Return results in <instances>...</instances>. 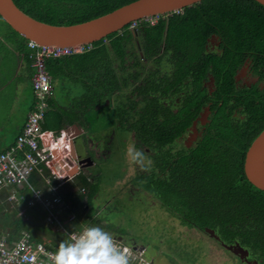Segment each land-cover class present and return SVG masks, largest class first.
I'll return each mask as SVG.
<instances>
[{
	"label": "flooded vegetation",
	"instance_id": "1",
	"mask_svg": "<svg viewBox=\"0 0 264 264\" xmlns=\"http://www.w3.org/2000/svg\"><path fill=\"white\" fill-rule=\"evenodd\" d=\"M158 19L149 23L153 25ZM143 35L142 31H134L132 47L121 49L130 51L124 56L130 62L123 63L119 56L115 63L116 75L119 83L127 88L122 86L117 97L109 98L117 100L116 122L133 135L131 147L141 150L146 158V170L131 165L132 179L139 178L138 182L147 190L151 203L158 206L157 199L147 186L149 182L153 184L151 179L174 181L185 166L197 168L212 167L217 163L233 164L234 157L238 163L242 158L244 163L245 151L251 143H248L250 135L264 125V36L184 34L167 43L166 34H163L157 46H148ZM6 36L11 34L0 33L1 55L4 58L7 53L12 54L8 48L13 47L18 52V58L24 62L26 74H30L23 54L17 49L20 40L13 36L14 39L9 41ZM23 76L22 73L14 76V83H19ZM126 78L128 81L123 83ZM6 81L8 79L2 78L1 83ZM142 87H146V100L139 95ZM132 91L129 102L127 96ZM103 98V103L97 107L88 106L82 113V133L87 135L93 155L98 156L109 151L112 140L106 128L105 114L109 111V103L106 97ZM143 133L150 141L147 146L139 147L135 135ZM86 156L94 164L92 156ZM196 172L191 169L190 175L194 176ZM141 175H146V178L142 179ZM87 178L89 182L97 183L96 177ZM110 200L95 196L89 204V198L85 196V200L80 201L77 214L84 217L91 210L93 226L103 228L107 222L113 224L110 218L115 210L108 205ZM84 208L85 212L81 215ZM168 216L176 228L189 226L218 242L235 263L264 264V227L259 232L262 238L244 241L232 237L231 233L225 238V233L220 232L222 224L200 228L183 223L176 215ZM244 225L249 227L247 231L256 228L252 219ZM238 226L228 223L227 227L231 231ZM114 233L118 236L113 233L112 236L117 239L123 236L119 232ZM255 244L259 246L257 251L252 248ZM142 247L145 250L146 247Z\"/></svg>",
	"mask_w": 264,
	"mask_h": 264
},
{
	"label": "trees",
	"instance_id": "2",
	"mask_svg": "<svg viewBox=\"0 0 264 264\" xmlns=\"http://www.w3.org/2000/svg\"><path fill=\"white\" fill-rule=\"evenodd\" d=\"M13 1L21 10L38 20L66 25L94 18L132 0ZM158 18L157 23L153 25L141 19L133 29H129L128 25L124 26L92 42L91 48L83 53L48 59L46 68L54 89L56 87L64 89L65 83L68 82L79 86L81 92L78 99L73 100L74 110L65 105L60 106L53 95L49 100L50 108L45 115L43 128L50 129L46 126L49 116H55V125L50 126V130L57 133L61 132L63 124L71 125L78 122L83 125L82 113L88 106L97 107L103 103L101 97H117L122 86L127 88L125 84L119 83L115 63L118 62L119 56L122 57L123 63L130 62L128 58H124L130 54V51L121 49L132 47L134 31L139 30L145 33L143 38L148 46H157L163 34H166L167 43L173 41L174 38H181L184 34L219 33L264 36V6L255 0H201L169 15H159ZM3 32L11 34L10 37L6 36L9 41L14 39L13 36L20 40L17 49L26 61V68L30 72V74L27 72L26 78H29L32 70L29 67L27 39L13 30L0 16V33L3 34ZM126 81L128 78L123 83ZM132 93L133 91L127 96L129 102ZM139 95L146 100V87L140 89ZM263 128L264 125L257 128L250 135L248 143ZM135 136L139 147L147 146L150 141L147 134ZM234 159L233 164L217 163L216 166L197 168L185 166L174 181H164L161 178L151 179L153 184L149 182L147 186L157 199L158 205L168 215L180 217L183 223L195 224L200 228L222 224L220 232L225 233V238L231 233L232 237L244 241L245 239L257 241L263 237L259 232L264 227V191L258 189L245 177L242 158H240V163L235 157ZM191 169L197 171L194 176L190 175ZM141 178L145 179L146 175H141ZM91 187L92 189L97 188V183H92ZM88 194L90 195V189ZM78 197L82 200L84 195L81 194ZM0 206V233H4L9 242H12L24 229L30 231L33 237L39 240H43L39 232H45L44 234H47L48 239L51 240L48 244L56 251L61 241H69L62 231H56L57 240L54 241L49 234L52 233L51 227L42 222V216L39 214L33 213L31 217H22L19 215V210L24 207L19 206V209L18 206L12 205V208L8 210L9 204L6 201ZM3 210L7 212L2 215ZM90 217L88 215L80 217L82 223L78 227L81 228L85 224L83 219ZM250 219L256 228L247 231L249 227L244 224ZM89 222L86 223L87 226H93L92 220L89 219ZM228 223L239 226L229 231ZM252 248L257 251L259 246L255 244Z\"/></svg>",
	"mask_w": 264,
	"mask_h": 264
},
{
	"label": "rangeland",
	"instance_id": "3",
	"mask_svg": "<svg viewBox=\"0 0 264 264\" xmlns=\"http://www.w3.org/2000/svg\"><path fill=\"white\" fill-rule=\"evenodd\" d=\"M25 79L20 80L23 85L20 83L19 88H16L13 82H9L5 87L8 98H6L5 103L2 105L0 117L3 122L6 121V125L8 123L10 135L15 132L11 128L23 120L28 109V103L31 97H33L30 81L29 79ZM11 80L13 81L12 78ZM53 92L56 101H60L68 108L70 107L74 110L73 104L75 103L73 100L78 99L77 97L81 89L79 86L66 82L64 89L56 87ZM100 99L104 100L103 97ZM70 102L72 104H69ZM106 102L109 103V111L105 114L107 119L106 128L109 129V134L112 138L109 151L105 155H93L90 150V144L87 141V135L82 133L75 136L73 138V145L77 157L79 149L83 147L85 150L84 155L90 154L94 160V164L86 169H81L79 175L59 185V187L62 186L61 189H65L72 194V203L76 208L78 209L81 205V199L73 193L79 191L81 185L86 188L84 196L86 195L89 198V204L95 196L102 197L105 201L110 200L112 197L108 205L115 210L112 218H110V222L113 224L107 222V224L103 225V229L111 235L112 233L117 235L114 232L121 233L123 236L122 238L118 237L120 240L113 236L120 241L117 243L121 247L124 244L139 249L145 246L144 254L151 264H240L235 263L232 257L222 250L221 245L210 237L189 228V226H178L176 228L174 226L175 223L172 222L173 220L164 213L165 211L160 205L156 206L151 203L149 195L146 194L147 190L141 187V184L138 182L139 178L132 179L133 172L129 169L133 163L127 156V150L131 147L133 135L128 129H123L122 125H119L115 120V118H118L115 111L117 100L111 101L110 98H107ZM54 118L55 116H49L46 120L48 121L46 122V126L50 129V126L55 125ZM53 119L54 123L52 124ZM51 131L54 132V130ZM54 140L55 144H57L55 146L56 149L64 146L61 135H56ZM45 149L48 150L49 147L46 146ZM90 176L97 178V188H90L92 183L86 181L87 177ZM89 188L90 195L88 194ZM0 192L7 195L6 191ZM95 193L98 194L94 195ZM91 196L94 197L92 198ZM6 198L4 196V199ZM4 199H2V202H4ZM6 201L8 200L6 199ZM11 206L12 204L9 203L7 209L9 210ZM2 212L4 214L7 211L3 210ZM91 212V210H88V217L91 216ZM28 213L29 211L25 208L19 210V215L22 217L28 216ZM89 219H83L85 224L81 227H90L86 224L90 223ZM51 230L52 233H49L50 237L54 238L53 240L55 241L57 240L55 237L56 231ZM44 233L39 232L44 242H50L51 240L48 239V235ZM128 250H131V248L128 247Z\"/></svg>",
	"mask_w": 264,
	"mask_h": 264
},
{
	"label": "built area",
	"instance_id": "4",
	"mask_svg": "<svg viewBox=\"0 0 264 264\" xmlns=\"http://www.w3.org/2000/svg\"><path fill=\"white\" fill-rule=\"evenodd\" d=\"M157 18L158 15H155L143 20L154 23ZM138 21L139 19L129 22L128 28H135ZM27 48L32 69V105L20 132L0 152V191L7 192L6 197L13 205L27 207L29 217L33 213L39 214L44 224L55 231L64 232L70 239V236L79 235L87 227L70 228L76 220V214L68 212L69 205L62 200L58 188L60 184L78 175L81 167L71 155L70 133H60L64 146L56 149V135L42 125L50 108L49 100L54 95L46 61L83 53L91 48V43L60 46L42 45L27 40ZM46 146L49 147L48 150L45 149ZM74 168L77 173L71 175L69 172ZM79 193H86V188L80 187ZM64 213L66 214L63 216ZM4 235L0 233V264H51L50 256L56 250L48 242L34 238L25 229L12 242ZM113 239L116 243L120 242L114 237ZM128 247L126 244L120 246L128 253L129 264H151L143 248L129 247L131 250H128Z\"/></svg>",
	"mask_w": 264,
	"mask_h": 264
},
{
	"label": "water",
	"instance_id": "5",
	"mask_svg": "<svg viewBox=\"0 0 264 264\" xmlns=\"http://www.w3.org/2000/svg\"><path fill=\"white\" fill-rule=\"evenodd\" d=\"M201 0H132L109 12L72 24H51L38 20L21 10L13 0H0V16L13 30L27 40L42 45L71 46L98 41L116 32L133 20H140L155 15H169ZM264 6V0H255ZM71 132V155L82 168L93 164L89 156L78 151L73 145V138L82 134L83 125L73 123L65 128ZM80 150V149H79ZM68 162L70 160H67ZM243 170L246 178L258 189L264 191V128L253 138L245 151ZM75 175L74 168L69 172ZM85 212L83 209L81 215Z\"/></svg>",
	"mask_w": 264,
	"mask_h": 264
},
{
	"label": "clouds",
	"instance_id": "6",
	"mask_svg": "<svg viewBox=\"0 0 264 264\" xmlns=\"http://www.w3.org/2000/svg\"><path fill=\"white\" fill-rule=\"evenodd\" d=\"M127 156L141 170L147 169L141 150L129 147ZM50 261L51 264H129V255L109 232L99 226H91L79 235L70 236L69 241H61L57 251L50 256Z\"/></svg>",
	"mask_w": 264,
	"mask_h": 264
},
{
	"label": "crops",
	"instance_id": "7",
	"mask_svg": "<svg viewBox=\"0 0 264 264\" xmlns=\"http://www.w3.org/2000/svg\"><path fill=\"white\" fill-rule=\"evenodd\" d=\"M8 49L12 51V54L13 55L7 53L6 57L3 58V56L0 53V113H2V110H1L2 109V105L5 103L6 98H8V93H7V91H5V86L7 84H9V82H13L14 83V81H12L11 78L13 79L14 76L17 77L18 74H20V73H22V76L24 75L23 76L24 79L26 77L25 76L26 70H25L24 62L21 59L18 58L19 57L18 56V52L15 51V49L13 47H9ZM2 78L8 79V81H6L5 83H1ZM29 81H30V79H29ZM20 83L23 85L22 82H19V83L16 82L15 83L16 88H19ZM30 84H31V82H30ZM2 87H4V89H2ZM58 102H59L60 106H63L64 105L62 102H60V101H58ZM31 105H32V97H31V99H30V101L28 103V109H27V112L25 113V115L23 117V120L18 125H14L11 128V130H15V132L12 135H10L8 123L6 125L5 124L6 121L3 122L2 118L0 117V152L3 151V150H5L12 143V141L15 138V136L20 132V129H21V127H22V125H23V123H24V121L26 119V115H27L28 111L31 109ZM68 126H70V125L69 124H63L62 125L63 129L61 130V132H65L67 134L68 133H72V131L71 132H66L65 131V128L68 127ZM49 131L53 135H60V133H61V132L60 133H54L51 130H49ZM82 149H83V147H81L79 151L82 152L83 151ZM87 181H88V178H87ZM61 187L58 188V192L61 195L62 200L64 201V203H66V204L69 205L68 212L69 213L76 214V219L78 220L77 222L74 221L76 223L72 222V224L70 225L71 226L70 228H72L74 226H77L78 227L80 225V222H81V218L78 217L79 215L77 214V213H79L80 206L77 209L76 206L72 203V201H73L72 194H70V192H67L65 189H61ZM81 187H82V185H81ZM62 190H64V191H62ZM73 194L76 195V196L81 195L79 193V191H76ZM84 194H86V193H84ZM4 196L6 198V195L5 194H1V192H0V200H1L0 201V203H1L0 205H2V203H3L2 202V199H4ZM85 196L82 199L83 201L85 200ZM6 199H4L3 201L5 202ZM6 202L8 204L10 203L8 201H6ZM10 204H12V203H10ZM11 208H12V206H11ZM24 208H27V207H24ZM27 210L29 211L28 208H27ZM29 213H30V211H29ZM1 214L3 215V212H1ZM65 214L66 213H64L63 216Z\"/></svg>",
	"mask_w": 264,
	"mask_h": 264
}]
</instances>
